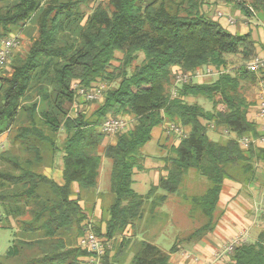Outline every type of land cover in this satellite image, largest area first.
<instances>
[{"label": "trees", "instance_id": "1", "mask_svg": "<svg viewBox=\"0 0 264 264\" xmlns=\"http://www.w3.org/2000/svg\"><path fill=\"white\" fill-rule=\"evenodd\" d=\"M86 1L19 0L0 7L3 40L29 23L36 24L38 32L25 56L11 52L7 63L12 71L0 77V135L14 128V139L34 154L24 165L15 162L19 173L0 171V202L8 222L26 212L31 216L21 222V236L15 234L7 251L12 264H85L88 251L66 238L74 231L83 235L81 225L87 218L80 197L73 198L72 185L97 186L104 118L135 121L104 148V156L112 160L114 198L109 218L103 217L105 230L93 231L106 244L143 217L145 203L158 190L176 193L189 169L210 182L204 193L191 198V213L201 214L205 221L188 239L203 237L216 227L225 179L250 181L257 163L264 162V147L244 149L230 137L259 134L258 124L248 119L251 102L242 91L244 81L257 80L244 63L255 52L250 34L225 29L213 18L210 0H107L91 13L81 8ZM234 1L246 15L254 10L264 13V0ZM141 54V62L135 64ZM227 55H239L244 64L230 68ZM208 66L219 72L215 80L191 79L172 95L176 72L195 73ZM74 82L85 88L107 85L90 116H70L67 106L79 95ZM191 96L210 100L212 109L189 102ZM221 104L224 108H218ZM165 121L180 127L183 135L164 158L167 175L140 194L133 188V175L144 168L141 149ZM210 127L226 138L212 140ZM63 129L67 136L60 185L34 166L42 159L36 142L55 145L54 137ZM166 194L158 200L165 201ZM130 241L131 237L121 238L112 264L122 262ZM137 246L131 264H170V253L177 249L174 245L166 253L145 240ZM109 252L106 247L103 264H108ZM224 264H264V227L256 240L235 246Z\"/></svg>", "mask_w": 264, "mask_h": 264}, {"label": "rangeland", "instance_id": "2", "mask_svg": "<svg viewBox=\"0 0 264 264\" xmlns=\"http://www.w3.org/2000/svg\"><path fill=\"white\" fill-rule=\"evenodd\" d=\"M18 1L19 0H0V7L12 5ZM45 1L47 0H43V2ZM106 1L107 0H87L85 3H82L81 8L85 12L91 13L98 4ZM233 1L234 0H210L209 10L213 14V12L223 9L224 6L231 4ZM37 34L36 24L29 23L23 31H14L5 38L17 37L19 39V44L12 50V54L25 56L30 48L31 42ZM2 40L3 38H0V43ZM118 56L121 55L118 54ZM142 56L143 55L141 54L135 64L141 62ZM227 58L230 68L236 67L240 64H246V62L243 63L239 55H227ZM11 71L12 67L10 63H7L4 67H0V77L9 76ZM216 78V75L205 77L201 82H210ZM197 79L198 78H195L193 80L195 82H199ZM98 84L102 83H95L92 87L97 86ZM246 84H250V86L245 87ZM106 88L107 85L105 86V89ZM259 89V86L254 82L244 81L242 83V91L245 95H247L248 92L250 94H255L259 91ZM102 100L103 97L96 101H86L84 97L78 95L74 103L67 106L70 116H77L81 113L90 116L99 107ZM187 100L191 103H199L207 110L212 109V102L203 96H191L188 97ZM218 108H222V106L219 105ZM104 119L101 121V124ZM129 121L130 127L132 128L135 122L134 118H129ZM171 125L172 124L170 122L165 121L162 125L154 128L151 140L141 149L144 161L151 159L157 160V158L161 156L166 157L170 155L171 147L174 144H177L181 135H183V132L178 133L171 130ZM99 129L101 130V125ZM186 130H188V128H186ZM14 131L15 130L13 128L12 130L4 131L0 135V171H12L19 173L20 170L16 168L15 162L24 165V162L27 159L34 157V154L28 152L20 141H16L14 139ZM47 134H49V132H47ZM220 135L222 137H220ZM66 136V131L63 129L54 137L55 145L36 142V144L40 146L39 149L42 156L41 164L34 166V170L36 172L52 178L60 176L63 169L64 143ZM116 136L117 134L112 136L106 135L104 143L99 147V152L102 154V163L99 169L97 186L95 188L76 187V190L78 189L79 192L76 194L74 193L75 197H80V203L83 205L84 212L87 216L81 225L84 232L86 229L94 230L95 227H100L102 231L106 228V221L103 217L109 218V208L113 202L114 195L111 191L112 160L104 156V148L106 144H113V142L116 141ZM208 136L212 140L216 141H222L226 138V134L224 135L221 132H216L212 127H210V130L208 131ZM231 136L232 133L230 134V137ZM258 165H261V162H259ZM156 179L157 176L153 172L148 173L144 171L138 173V170L135 169L133 175V188L140 194H146L151 184ZM256 180L258 181L259 179L256 178ZM242 184L244 186L248 185L246 182H243ZM209 185L210 182L207 178L200 176L195 169H189L184 176L179 190L176 193L170 194L169 201H167L164 205L158 207L157 210L153 212L150 211L151 202L148 201L145 203L144 218L142 217V219L136 220L137 227L130 231L134 234V236H129V232H126L128 228H126L123 232H118L115 238L107 242L106 246L110 249L107 263L112 264V257L124 235L131 237V241L125 249L122 262L119 264H131L133 256L138 248L137 245L142 240L157 245L166 253H170L171 247L176 243L179 245L181 241V244L185 248L186 246L184 243L196 241L198 238L189 240L188 236L204 223L205 218L201 214L193 215L191 213V198L194 195H201L204 193ZM228 207L229 209L231 208L230 206ZM254 209H257L258 212H262L264 209V203L255 204ZM95 211L99 214L101 213V215H96L94 213ZM30 219V213L26 212L23 216L19 218H11L10 222H8V218H6V214L3 210V204L0 202V264H12V260L7 259L6 257L7 251L12 244L14 236H16L15 234H18L17 236L19 237L21 236V234L18 233L20 231L21 222L23 220ZM79 237L80 235L75 231L66 236V238L72 241L76 247H79ZM246 241H248L247 238ZM25 255H27V253ZM16 263H19V260L16 261Z\"/></svg>", "mask_w": 264, "mask_h": 264}, {"label": "crops", "instance_id": "3", "mask_svg": "<svg viewBox=\"0 0 264 264\" xmlns=\"http://www.w3.org/2000/svg\"><path fill=\"white\" fill-rule=\"evenodd\" d=\"M219 11L224 13L223 17L218 16ZM227 16L234 18L235 22L229 23ZM213 18L218 20L219 23L231 33L240 35L250 34L255 45L254 56L264 54L263 12L254 10V13L252 14H243L236 2L233 1L231 4L224 6L223 9L213 12ZM256 77L257 80L254 83H256L260 88L261 81H264V69H262L260 72H257ZM204 78L205 77H201L197 80L201 82L204 80ZM248 86H250V84H246L245 87ZM258 94L259 91L255 94H250L248 92V94L245 96L251 102L247 114L248 119L256 122L259 126L262 120L258 116ZM221 106L224 108V105L221 104ZM129 118L131 117H128V119ZM220 137L222 136L220 135ZM231 137L235 138L237 136L235 133H232ZM98 153L101 154L99 149ZM164 158L165 156H161L157 158V160H145L144 168L138 170V173L145 171L156 174L157 179L151 184L150 188L157 185L162 176L167 175ZM260 162L261 165H258L259 162L257 163V173L255 178L250 181L225 179L224 187L219 198V206L215 213V220L217 222L215 229L208 232L203 237L198 238L196 241L184 243L186 248L181 244L182 241L179 243V245L176 243V251H170V264H224L229 256L222 259H217L215 255L217 252L221 251V248L225 244L229 243L232 239L239 235L245 236L248 241H253L258 238L259 233L264 227V209L262 212H258L257 209H254L255 204L264 203V162ZM256 178L259 180L257 181ZM53 179L62 185L64 183L63 169L60 173V176ZM242 181L246 182L248 185L244 186ZM72 187L75 194L79 192L78 189L76 190V187H80L78 183L74 182ZM74 193L73 198H76ZM163 194H166L165 191L158 190L150 199H148V201L151 202L150 211L154 212L158 207L164 205L167 201H169V195L173 193L166 194L167 198L165 201L158 200L157 197H160ZM154 200L156 202L155 204L153 203ZM81 206L83 207L82 204ZM228 206L231 208L229 209ZM94 213L99 216L101 215V213L99 214L96 211ZM135 227H137L136 221L133 225H129L127 227L128 229L126 232H129V236H134V234L130 231H132V229ZM104 230L105 229H103V231Z\"/></svg>", "mask_w": 264, "mask_h": 264}, {"label": "built area", "instance_id": "4", "mask_svg": "<svg viewBox=\"0 0 264 264\" xmlns=\"http://www.w3.org/2000/svg\"><path fill=\"white\" fill-rule=\"evenodd\" d=\"M219 17H223L224 13L222 11L218 12ZM229 23H234L235 20L232 17L227 16ZM19 44V39L17 37H12L4 39L0 43V67L7 64L9 56L12 50ZM245 68L250 72H260L264 69V54L255 55L245 64ZM219 72L215 71L212 67H204L203 69L197 70L195 73H188L183 71L176 72L172 85V95L175 96L178 87L190 81L191 79L210 77L218 75ZM105 84H98L92 88H85L78 84V82L73 83V88L78 92L79 95L84 97L86 101H96L103 97L105 91ZM258 104V116L262 120L259 124V134L257 136L244 135L241 137H236L242 148L248 149L250 147L260 148L264 147V81L260 83V90L257 99ZM130 127V121L128 118L121 116H109L101 124V131L107 135L112 136L117 133L123 132ZM171 130L181 133L180 127L172 124ZM246 238L243 235H239L234 238L231 242L224 245L220 252L216 253L217 259H222L228 257L235 246L242 242H245ZM78 246L84 250H87L89 256L86 258L85 264H103V257L106 252V243L100 239L92 229H86L83 235L78 238ZM213 264V263H206Z\"/></svg>", "mask_w": 264, "mask_h": 264}]
</instances>
